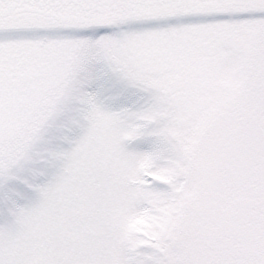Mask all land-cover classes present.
Returning a JSON list of instances; mask_svg holds the SVG:
<instances>
[{
    "label": "snow or ice",
    "instance_id": "snow-or-ice-1",
    "mask_svg": "<svg viewBox=\"0 0 264 264\" xmlns=\"http://www.w3.org/2000/svg\"><path fill=\"white\" fill-rule=\"evenodd\" d=\"M0 264H264V0H0Z\"/></svg>",
    "mask_w": 264,
    "mask_h": 264
}]
</instances>
